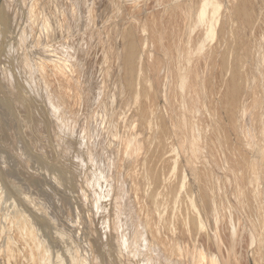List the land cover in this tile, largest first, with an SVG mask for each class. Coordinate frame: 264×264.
<instances>
[{
  "label": "rangeland",
  "instance_id": "rangeland-1",
  "mask_svg": "<svg viewBox=\"0 0 264 264\" xmlns=\"http://www.w3.org/2000/svg\"><path fill=\"white\" fill-rule=\"evenodd\" d=\"M34 2L36 0H29L28 5ZM38 2L36 8L39 15L37 13V22L33 21V35H43L47 31L46 23L51 19L55 34L48 37L50 39L45 38L43 45L50 53L54 49L53 52L58 53V56L56 53L52 56L51 53L41 59L44 62L34 67L35 71L33 68L34 81L41 80V74H47L44 87H49L47 89L51 94L54 93L55 99L53 96L46 97L47 103L42 105H50L51 109L53 103L58 104L55 121H66L65 134L62 131L61 134L67 138L58 145L61 134L56 133V148H52L49 143L47 147L46 142H43L44 146H37L42 155L48 153L41 155L42 160L44 156L46 158L45 167L39 173L40 179L45 182L48 180L46 187L51 186L50 183L54 186L56 184L53 183L58 184V180L63 179L62 188H66L65 192L71 196L69 178L76 174L75 179H72L73 183L76 181V196H72V204H77L74 200L80 197L87 205L86 208L89 207L90 182L98 180L104 189H109V194L111 197L114 195L116 201L109 202L111 197L106 190L101 201L109 209L107 212L105 208L104 214L107 217L110 215V232L116 236L115 240L121 249L122 264H143L141 235L144 232L153 247V250L150 247L148 251L150 258L153 257L151 264H192V261L194 264H264V244L261 246L264 243V0H219L221 6L215 27L216 35L206 42L202 54L196 56H189L187 51L195 47L194 42L202 30L189 34L193 20L184 16L186 8L195 7L197 0ZM238 5L239 9H236ZM248 5L250 14L253 13L249 19L244 20L245 17L243 19V16L238 15H242L243 7L245 9ZM179 8L185 11L180 9L179 13ZM235 9L242 12L236 14ZM18 29L21 31L19 27L14 33L6 35L9 40L6 39L5 44L17 38L20 32ZM259 37H262L261 40ZM174 42L175 45H172ZM120 45L132 53L131 64L125 63L122 67L118 61L122 48ZM131 69H134L133 75L128 78ZM185 73L189 75L187 83L192 81L197 86L195 105L199 113L188 102L186 87L184 91L177 89L178 79ZM229 85L233 88L235 86L236 91L238 89L236 104L228 98ZM29 102L27 111L34 109V102H30L31 105ZM98 124L101 125L100 131L95 134L94 130L99 129ZM193 128L198 129V139H194ZM74 135L78 137L77 140L73 139ZM191 143L196 145L194 148H199L195 155H189ZM68 145L70 152L66 154L64 150ZM172 146L174 152L167 153V148ZM172 161H175L173 173L169 169ZM25 172L26 178L30 180L33 175H28L26 168ZM55 178L58 179L55 181ZM182 178L184 187L180 190ZM24 183L23 180L22 186ZM22 186L19 184L16 189L19 191ZM16 189L7 190L8 196L13 192L12 198L6 197L12 200L13 207L19 206L14 202L18 200ZM31 189L29 187L26 194L32 195V211L37 204H41L39 201H44L46 196L41 195H46V190L32 189L31 192ZM153 191L161 192L160 199L163 200L159 201L164 203H153L150 196L158 194ZM1 197L6 199L5 195ZM46 198L48 200L52 197ZM187 199L197 209L204 227L201 230L198 228V220L197 223L194 221ZM85 211L83 217L88 226L85 228L89 229L90 223L95 227V223L91 222L95 216L89 212V208ZM3 217L0 215V220ZM80 218L81 214L77 212L74 221L77 225L74 224L69 232L58 237L57 240L64 248L61 249L64 253L70 248L71 251L79 249L82 257L90 250L93 254L103 253L98 243L94 245L87 236L81 235L86 229L82 232ZM16 224H13L16 227H13L15 230L12 228L13 235L15 232L14 237L20 238L23 244L22 225L18 228L21 221ZM130 225H133L134 230L130 229ZM1 235L0 239L5 237V234ZM80 238L86 242L81 243ZM81 244L86 246L82 248ZM2 256L6 258L4 260L1 257L0 264H5L6 260V264H11L8 256ZM57 260L60 261L58 256L54 261Z\"/></svg>",
  "mask_w": 264,
  "mask_h": 264
},
{
  "label": "bare ground",
  "instance_id": "bare-ground-1",
  "mask_svg": "<svg viewBox=\"0 0 264 264\" xmlns=\"http://www.w3.org/2000/svg\"><path fill=\"white\" fill-rule=\"evenodd\" d=\"M79 1H81V0H79ZM32 2H30V3H32ZM246 2H247V0H246ZM246 2H244L245 5H247ZM28 3H29V0H0V35H1L0 36V102H1L0 103V215H4L3 219L0 220V236H2L1 234H5V237L2 238L3 240L0 239L1 240L0 241V250L3 251V252H0V258L3 257L2 254L8 256L9 262H11V264H13L12 262H15V264H16V262H17V264H18V262H21V263L23 262V264H50V263L52 264V262L54 260H56V257L57 256L59 257L60 261H58V260H57L58 262L54 261L55 262L54 264H122L123 262L121 261V258H120V256H121V249H120L119 245L117 244V242L115 240V237L116 236L114 237L113 234H112L113 232H110L111 231V227H112L110 225L111 222H112V221H110L111 220L110 219V215H109V217H107V215L104 214V212L105 211L108 212L109 209H108V207L105 206V202H102L101 201V199L103 198V194L106 191L108 192L109 189L108 188H107L108 190L106 188L104 189L103 185L98 180L97 181L94 180L93 182H90L88 184V188L90 190V200H89V207H87V208H89V210H90L89 212L92 215H94L96 219L94 218V220L91 221V222L95 223V225H94L95 227H93L92 223H90L89 224L90 225L89 229L88 228L86 229L85 228L86 225H85V221H84L85 218L83 217V215L87 212V211H85V210H87V208H86L87 205L85 203H83L82 202V199L80 200L79 199L80 197H79L77 199H79L81 202H79V200L75 199L74 201L77 202V204H75V205L78 206V207H75V205L72 204L73 203L72 202L73 200L71 199L72 196L73 197L76 196V190H75L76 188L74 189V187L76 185V181L74 180L75 183H73V180H72L73 178L75 179V176L74 175H76V174H74V175L72 174L73 177L72 178H69V180H70V186H71V188H69V189L72 192V195L71 196L70 195L68 196V193L65 192L66 188H65V190H63L62 184H63L64 181H63L62 178H61L62 180H58V184L56 182V183H53V184H56V185L52 186V183H50L51 186L46 187V185H47L46 182H48V180L45 182L44 180H42V178L40 179V177H39V173L40 172L42 173V170L45 167L44 166L45 165V163H44V157L45 156L43 157V160H42V156L43 155H46L48 153H45V154L42 155L41 153H39V151H38L39 147H37V146L44 144L43 142H46L47 143V145H46L47 147L50 144V146H52V148H56L59 145V143L62 140H65V138H66V135H64L65 132H63L65 130L64 128L66 126L65 125L66 124V121H65V123L63 121L58 122L59 120L58 121H55L56 120L55 119L56 110L59 109L57 103H53L52 105H54V106L51 109L49 107L50 105L49 106L47 105L45 107L43 106L45 104V102H46L45 101L46 100V97L53 96V98L55 99L53 92L56 90V88H55V90H53V92H52L53 94H51L48 91V89H47L49 87H44V85L47 83V78H46V75L47 74H45V73L41 74V80H38L37 79L38 82L37 81H34L33 68L36 67L37 65L40 66V63L42 61L44 62V60H41V59L42 58H47L46 57L47 56L46 54H49L48 56H50V54L52 53V56H53V54L55 55V53H56V52L55 53L53 52L54 49H52V50L50 49L51 50V53H50V51L45 50V47L46 46L43 45V44H45L44 43L45 38L50 39L48 37L53 36V34H55L54 33L55 31H53V28H52L53 23H52L51 19H49L47 21V23H46V30L47 31H45L43 35H39L37 37H35V35H33V31H35V29L33 27V21H36L37 13L39 15V12H38L39 10L37 11V8H36L37 7V4L36 3H39V2H38V0H36V2H34L35 4H32V5L31 4L28 5ZM240 4H241V2H240ZM27 6H29V7H27ZM220 6L221 5H220L219 0H197V3L195 5V7L193 5V6L189 7V9H188V8H186L188 6H185V8L187 9V11H186L187 13H186V16H184V17L185 18L188 17L189 19H191V21L193 20L192 21L193 22L192 23L193 25H192V27H191V29L189 31V34L190 33H193V31H196V30H199V31H200V29L202 30V33L201 32L199 33L200 35H199V37L196 38V40H195V38H193L195 40V42H194L195 47L193 49H191V47L188 49V51H187L188 55L189 54L190 55L202 54L203 49L205 48L206 42L208 40H212L214 38V36L216 35L215 27H216L217 20H218V16H219ZM240 6H244V5H240ZM70 9H71V7H70ZM180 9L181 8L178 9L179 10V13H180ZM236 9H239V5H238V7ZM237 12L238 13L239 12L241 13L242 11H239V10L237 11L236 10V14H238ZM241 14L242 15H238V16H240V17L243 16V19L245 17L244 20H246V18L249 19V17L251 16L250 9H249V5L245 9L243 7V12ZM53 17H54V15H53ZM240 19H242V18H240ZM37 20H40V19H37ZM36 26H38V25H36ZM2 27H3V29H2ZM19 27H20L21 31L18 29L20 32L18 33L17 38L15 40L13 39L12 42L8 41L5 44L4 43L5 40L6 39L9 40V38L6 35H10V34L14 33L16 31V29L19 28ZM40 27H41V25H40ZM43 27H44V25H43ZM121 28H123V27H121ZM37 29H38V27H37ZM120 29H118V30H120ZM156 32H157V30H156ZM259 38L261 40L262 37H259ZM173 39H175V38H173ZM126 41H125V43H127ZM173 41L174 40H172L171 43H173ZM176 44H177V41H176ZM172 45H175V42ZM121 47L122 48H120L121 50H120V56H119L120 59L119 58H117V59H119L118 61L120 62V65L119 66L122 67L123 64L125 65V63H130L131 62V55H132V53H131V51H126L125 48H124V46H121ZM169 48H171V46ZM43 53H45V54H43ZM116 53H119V52H116ZM56 54L58 56V53H56ZM260 54H263V53H260ZM61 56H62V54H61ZM59 57H60V54H59ZM59 57H57V58H59ZM52 59H54V58H52ZM257 59H258V56H257ZM261 59H263V58H261ZM261 59H260V61H261ZM48 60H49V58H48ZM51 61L52 60H50V62ZM221 61H220V63H221ZM260 61H257V62H260ZM53 64H55V62H53ZM59 64H60V61H59ZM254 64H256V62ZM257 64H259V63H257ZM116 67H118V66H116ZM59 68L61 69L62 67L59 66ZM60 69H59V72H60ZM254 69H252V70H254ZM256 69H257V67H256ZM34 71H35V68H34ZM133 71H134V69L133 70L131 69V71H130L131 73H129V75L126 74V75H128V78H132ZM114 73H115V71H114ZM117 74H118V72H117ZM192 74H194V73H192ZM198 74H199V72H198ZM187 75L188 74L185 73L184 75H182L180 77V79H178V86H177L178 88L177 89L184 91V89L186 87V92L187 93H185V94H187L186 95L187 96L186 98H188V100H189V101L188 100L187 101L188 102H191V104H193V105H191L190 103L189 104L191 105V107H194L193 110L195 109L196 111L195 110L194 111L197 112V113H199L198 112L199 111L198 106L196 107V105H195L197 103L196 102L197 100H195L197 98L196 97L197 96L196 95L197 94L196 93L197 90L195 91V89H196L195 87H197V86H195V84H192L191 83L192 81L190 83H187L188 82L187 81V78L189 76V75L188 76ZM117 76L121 77L120 75H117ZM199 76H200V74H199ZM232 85H234V84H232ZM234 88H235V86H234ZM234 88H233V86H230L229 85V88H228L229 97L228 98H230V100H231L232 103L236 104V101H238L237 98H238L239 92H238V89L236 91L235 90L236 88L235 89ZM119 91H120V89H119ZM179 92H181V91H179ZM49 100L51 101V99H49ZM29 101L31 103L34 102L33 105H32V106H34V107H32V109L33 108L34 109L31 110V111H27V109H28L27 108L28 107L27 104H28ZM135 101H136V99H135ZM135 101H134V103H135ZM30 102H29V104L31 105ZM113 103H111V104H113ZM49 104H51V103H49ZM108 106H110V104H108ZM149 122H148V124H150ZM148 124H146V125H148ZM117 125H118V123H117ZM98 127H99V129H95L94 130L95 134L100 131L101 125H99ZM51 128H52V130H49ZM193 129H194L193 130V132H194V139H198V137H199V133L197 132L198 129L197 130L195 128H193ZM61 131L64 134H61ZM40 133H42V134H40ZM56 133L57 134H61V137L58 138L59 139L58 142H57L58 145L56 143V140L54 139V136L56 135ZM75 138L76 137L74 135V138L73 139H75ZM77 138L75 140H77ZM71 139H72V137H71ZM82 139H83V137H82ZM66 140H67V138H66ZM195 141H193V142H195ZM51 143H52V145H51ZM63 144H64V142H63ZM66 144H67V142H66ZM70 145H72V144H70ZM70 145H68L66 147V149L64 150V152L66 154H68L70 152V147H69ZM194 145L192 143L190 144V152H189V155H190V153H191V155L194 154L197 151V149H199V148H197V149L194 148ZM42 146H44V145H42ZM75 147H76V145H75ZM40 149H41V147H40ZM167 149L169 150L167 153H173L174 152L173 146H172V148L170 147V148H167ZM50 150H47V151L50 152ZM104 150H105V148H104ZM64 152H63V154H64ZM52 154H50V155H52ZM170 155H172V154H170ZM50 158H51V156H50ZM168 158H170V157H168ZM71 159H72V157H71ZM97 160H99V159H97ZM47 163H48V160H47ZM171 165L172 166L169 169L172 170V173H173V171L175 170V161H172ZM49 166H48L47 169H49ZM55 167H56V165H55ZM57 167H59V166H57ZM25 168H26V170L28 169V175L29 174L33 175L32 178H30V180L27 179L26 176H25V174H26ZM41 168H43V169L41 170ZM3 169H4V171H3ZM29 169H31V172H30ZM44 172H45V170H44ZM45 176H46V174H45ZM27 177H29V176H27ZM47 177H48V175H47ZM59 177H60V175H59ZM70 177H71V175H70ZM96 178H97V176H96ZM56 179H58V178H55V181H56ZM23 180H24L25 183L22 186L21 182H23ZM90 180H91V178H90ZM167 181H169V180H167ZM103 183H104V181H103ZM165 183H167V182H165ZM19 184L22 187H20V189L18 191L17 189L19 188L18 187ZM29 187H31L35 191H38L39 189L43 188V189L46 190L45 191L46 195H41V196H46L47 197V198L45 197L46 199H48L50 197H52V198H50L48 200H45V198H44V201L43 200L42 201H39V203L41 202V204H39V205L37 204L38 202L35 200L37 206L31 211V209L34 206V205H32V208H31V204H33V202H32L33 200L30 198V196L32 197V195H30V193H28L29 196H27V194H26L28 192V191L26 192V190L27 189L29 190ZM64 187H65V184H64ZM160 187H161V185H160ZM183 187H184V178H182V180L180 182L179 189L181 190ZM164 188H166V187L164 186ZM8 189H12V190L16 189V194L15 195H17L16 197H17L18 200H17V203H16L15 200H14V202H15L16 205L18 204L19 206H17V207H13L12 206V204H11L12 200L9 199V198L10 197L11 198L13 197V196H11L12 195L11 193H13V192H11V193L9 192L10 193V196H8V191H7ZM32 189H31V192H32ZM43 191H41V192L43 193ZM156 192H154V193H156ZM38 193L39 192H37V194ZM109 193H110V191L108 192V194ZM160 193L156 194V196H155V194H152L153 197L150 196V199L153 200V203L154 204H158V203L159 204L160 203L162 204V203H164V201L161 202L163 199H160ZM24 194H26V195H24ZM4 195H5V198L6 197H9L8 198L9 200L7 198L3 200V198L1 196H4ZM36 195H34V197ZM83 195L84 194H82V196ZM107 195H106V197H107ZM171 195H173V194H171ZM106 197H104V199ZM110 197H111V195H110ZM108 198H109V196H108ZM161 198H163V196ZM38 199L41 200L40 198H38ZM109 199H107V200H109V202L112 201V200H114V202L116 201L114 195H112V197L109 198ZM159 199L161 201H159ZM187 200H189V204H190V207H191L190 208L191 209V212L194 214L193 215V218L195 220L194 219L193 220L195 222H196V220H198V223L196 222L198 224V228L200 230L203 229L204 228L203 227V223L199 219V214L196 211L197 209L195 208V206H193L192 202H190V199H187ZM35 201H34V203H35ZM48 203H50L49 206H47ZM4 205H5V207H4ZM156 206L159 207V205H156ZM46 207L48 209H46ZM105 208H107V209L104 211ZM153 208H154V205H153ZM157 209H159V208H157ZM4 210H6V211H4ZM59 210H61V211H59ZM29 211H31L30 214H28ZM161 211H162V209H161ZM77 212H79L81 214L80 224H81L82 232H83V230L86 229V231L83 232L84 234H81V235H83V237L84 236L85 237L87 236L91 241L94 242V245H96V243H98L99 248H101V252H103V253H100L99 252V253H94L93 254V253H91V250L90 251L87 250L89 252H86V255H84L82 257V255H80L79 252H78L79 249H77V251L75 250L76 247H74V250L76 252L75 251H71L70 250L71 248H70L69 250L71 252H73V253H68L69 250L66 251L68 253V255H67V253H64V251H63L64 248L61 247V244H60L61 242H59L57 239H58V237L63 236L64 235V232H67V231L69 232V230L74 227V224L77 225V223L74 222V221H76ZM114 212H116V211H114ZM104 215H105L106 218H104ZM160 215H161V212H160ZM155 216H156V214H155ZM5 220H7V221H5ZM19 220L21 221V224H20L19 227L18 226L17 227L20 228L21 225H22L21 228H22V232L24 233L23 234V239L25 240V241L23 240L24 241V243H23L24 245L21 244L20 238H17L16 237L17 238L16 239L14 237L15 236V232H14V235H13V229H14L13 227H15V226H13V224H15V223L18 224V222L20 223ZM160 220H159L158 223H160ZM194 221H192V222L194 223ZM196 223H194V224H196ZM4 225H5V228H3ZM138 226H139V224H138ZM194 226H195V229H196V225H194ZM86 227H88V226H86ZM192 227H193V225H192ZM131 228L134 230L133 225L130 227V229ZM10 229H11V231H10ZM15 229H16V227H15ZM75 230H77V229H75ZM8 231H9V234H8ZM143 231H144V228H143ZM18 233H19V230H18ZM144 233L141 235V238L143 236V240H142L143 241L142 242V247L143 248H141V250L143 249V252H142L143 257L142 258L144 259V260L142 259V262L144 261L143 264H151L153 262H150V260H152L153 257L150 258V254L148 253V251H149L150 247H152L151 246L152 244L150 243L151 240L150 241L147 240V238L144 236L145 235ZM74 234H75V232H74ZM67 236H70V235H67ZM75 236H78V235H75ZM73 238H74V236H73ZM236 238H237V236H236ZM81 239L82 238H80V241H81ZM73 241H74V239H73ZM87 241L89 242V240H87ZM82 242L83 241H81V243ZM84 242H86V240ZM74 244H76V240H75V243ZM88 244L89 243H87L86 245H88ZM263 244L264 243H262L261 246H263ZM63 245H65V243ZM79 245L80 244L75 245V246H79ZM86 245H84V246H86ZM71 246H72V244H71ZM71 246L69 245V247H71ZM81 246H82V244H81ZM84 246H82V248ZM154 246L156 247L155 244H154ZM87 247H90V245L87 246ZM13 248H14V250H13ZM53 248H55V249H53ZM61 248H63V249H61ZM80 249H81V247H80ZM83 250L86 251V249H83ZM83 250H81V252ZM152 250H153V247H152ZM63 254H65V255L63 256ZM61 255H62V257H61ZM3 258L5 260L6 257H3ZM6 262H7V260L5 261V264H6ZM193 262L194 261H192V264L195 263V262L194 263ZM7 264H10V263H7Z\"/></svg>",
  "mask_w": 264,
  "mask_h": 264
}]
</instances>
